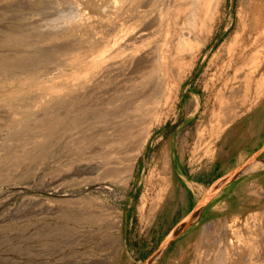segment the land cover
<instances>
[{
    "label": "rangeland",
    "instance_id": "374dc122",
    "mask_svg": "<svg viewBox=\"0 0 264 264\" xmlns=\"http://www.w3.org/2000/svg\"><path fill=\"white\" fill-rule=\"evenodd\" d=\"M35 1L0 0V264H264V154L160 250L195 207L185 214L178 204L184 192L175 188L181 184L177 160L203 165L204 172L227 126L264 97V88L258 90L264 14L254 10L264 0H221L215 23L192 35L194 41L185 38L181 62L167 70L146 67L127 79L133 90L162 72L168 85L164 104L150 114L154 124L147 143L131 161L118 164L123 169L118 174H101L100 182L109 185L98 189L91 185L94 175L75 169L97 156L99 135L88 122L85 130L79 127L84 115L73 97L100 96L102 87L86 73L91 65V72H99L96 61L115 23H131L132 0H126L122 15L115 0ZM253 169L257 173L248 174ZM229 172L222 167L208 185L197 186L196 204L204 188L211 191L213 180ZM79 191L92 200L76 205ZM209 222L215 226L205 230ZM118 224L121 239L111 240L107 233ZM97 227L98 240L75 238ZM217 240L248 246L231 258ZM218 253L227 261L224 256L218 261Z\"/></svg>",
    "mask_w": 264,
    "mask_h": 264
},
{
    "label": "bare ground",
    "instance_id": "6f19581e",
    "mask_svg": "<svg viewBox=\"0 0 264 264\" xmlns=\"http://www.w3.org/2000/svg\"><path fill=\"white\" fill-rule=\"evenodd\" d=\"M115 1H116L115 6L117 7L118 13L122 15L124 9H126V7H124L126 0H118V1L115 0ZM220 1L221 0H132L131 2L132 9L130 12L131 14H133V16H131V18H129L128 20V21H131V23L126 24V22L124 21H118L117 23H115L113 27V31L115 32L114 36L111 38L110 41H103L105 44L106 43L107 44L104 46V50L101 52L102 54L99 56V60L96 61L97 62L96 65H100L99 72L98 73L91 72L90 69L93 68V66L91 65L88 68V71L86 73L87 75H90L89 78L91 79L94 78L95 85L102 87L100 91V96L99 97H73L75 104L78 108V112H81L83 110L82 114L84 115V118H81V117L79 118L82 121L79 127L80 128L82 127L85 130L86 127L83 123L88 122L89 123L88 126L95 133L94 135H97V134L99 135L97 139V142L99 145H97L96 149H94L95 147L93 146L94 150L92 149L97 156L94 157L93 159L90 158V160L85 161L84 162L85 166L79 165L78 167L76 166L75 168L77 169L78 172L82 174L94 175L93 177L94 180H91V182L92 181L94 182L91 185L97 186V189H98L101 186H104V184L105 185L108 184V183H103L102 181L100 182L99 176L101 174L105 176L106 175L113 176L115 174H118L120 170L122 169L121 167H119L118 164L124 161V159L125 161L129 162L134 158V156L138 153V151H140V148L143 147L147 143V140L150 136L151 128H152V125L154 124V121L151 120L150 114H152L153 111H156V109L159 106L161 105L163 106L164 104V103L162 104L161 99L166 95L168 85L165 84V79H163V76H162L164 74L162 72L160 74H156L155 77H152L153 75H151L148 82H144L143 84L142 82H140L136 84L133 90H131L126 84L127 79H131L133 77L132 76L133 73H135L136 71H143V69L146 67L159 65V66H164L165 69L167 70L169 65L175 64V63L177 64L178 60L182 56L181 55L183 51L182 45L186 44L184 43L186 39H188L189 36H191L190 38L192 39V35L195 36L198 33L202 32V30L206 28L208 24L212 25L215 23L217 15H218V11H219ZM16 3L17 2H15V4ZM48 3L50 5L49 1ZM72 6H75V5L72 4ZM49 8L51 7L49 6ZM254 10L257 11V13L263 17L264 4L263 6L257 5V7H255ZM75 14L76 13H74V15ZM81 14H82V11H81ZM76 18L77 16L75 17V19ZM78 27L79 26H77V28ZM31 34L33 35V33ZM158 35L159 36L161 35L164 37L161 39L160 41L161 43L154 41L155 37H157ZM190 38L189 40H191ZM110 44H113V45L111 46ZM187 50L190 51L189 46ZM179 62H181V59ZM235 78H236V75H235ZM262 88H264V77H262L258 82V90L261 91ZM128 89H129V92H128ZM63 98L65 97H54V100L60 99L61 101L63 100ZM166 98H168L167 96L164 99L168 101ZM78 101H81V102L78 103ZM166 101H165V104H166ZM28 110H32V108H28ZM78 122L80 123V121ZM62 178L64 177H61L58 180H62ZM87 183H90V180L87 181ZM87 189L88 187L84 190H87ZM84 190H81V191L83 192ZM81 191H79V193H76V195L79 196V198H77L75 201L76 205L85 203L86 200H92L91 198H87V197H85L87 199H84V196L82 195ZM203 191H206V194L210 193V191L208 192L205 188ZM213 223L209 222L206 225L205 230L212 229L215 226ZM251 225L252 224H250V226ZM119 228H120V225L118 224L115 231L110 230L107 233V235L110 237L111 240L114 239L116 241V240L121 239L119 235H116ZM95 230H93L92 232H89L88 234L86 233L78 234L77 237L75 238L77 240H83V236H85V239L89 241L98 240V238H100L102 235L101 234L102 231L100 227H97ZM233 231L234 229L232 230V234H233ZM218 243H219V247L223 248L227 252L226 253L227 255L230 252L231 258L232 256L233 258H236V256L242 252V249L247 248L248 246L246 243H244V245L239 244V243L234 244L231 242L226 244V243H223L222 241L220 242V240H217L216 244ZM213 251L215 252L214 249ZM247 251L249 252V250H246V252ZM221 257L219 254L218 258L216 259L219 261V258ZM226 258L228 259V256H224L223 260H226ZM201 260L203 259L201 258ZM198 261L200 262V260ZM205 262H203V264Z\"/></svg>",
    "mask_w": 264,
    "mask_h": 264
},
{
    "label": "crops",
    "instance_id": "0c3cea01",
    "mask_svg": "<svg viewBox=\"0 0 264 264\" xmlns=\"http://www.w3.org/2000/svg\"><path fill=\"white\" fill-rule=\"evenodd\" d=\"M217 143L214 163L208 165L204 172L203 165H185L177 160L175 171L177 180L181 184L180 187L176 185L175 188H180L184 192L182 201L178 204L182 206L181 210L185 214L196 205V189L199 190L197 186L208 185L216 175L221 173L222 167L232 171L249 161H258L264 154L263 151L256 156L264 147V97H260L239 118L229 124ZM254 156L256 157L253 158ZM257 171L253 169L248 171V174H256ZM205 189L209 192L207 188Z\"/></svg>",
    "mask_w": 264,
    "mask_h": 264
},
{
    "label": "water",
    "instance_id": "95a60500",
    "mask_svg": "<svg viewBox=\"0 0 264 264\" xmlns=\"http://www.w3.org/2000/svg\"><path fill=\"white\" fill-rule=\"evenodd\" d=\"M264 151V147L261 149L260 152L256 154L259 155ZM254 156L253 158H255ZM250 162V161H249ZM246 165H242L237 167L236 169L230 171L226 176L217 180L213 185L210 187V193L206 194L192 209V211L187 215L178 225L177 227L164 239L160 246L161 252H165L166 249L172 244V242L181 234L183 233L187 227L191 224L195 216L200 215L203 210L205 209L206 205L230 182L238 179L242 175L246 173ZM192 220V221H191ZM147 264V263H146Z\"/></svg>",
    "mask_w": 264,
    "mask_h": 264
}]
</instances>
